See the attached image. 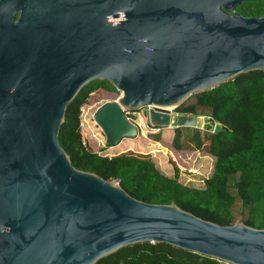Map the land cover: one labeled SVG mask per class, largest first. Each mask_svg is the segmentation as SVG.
Here are the masks:
<instances>
[{
    "label": "water",
    "instance_id": "1",
    "mask_svg": "<svg viewBox=\"0 0 264 264\" xmlns=\"http://www.w3.org/2000/svg\"><path fill=\"white\" fill-rule=\"evenodd\" d=\"M249 1L0 0V264H95L142 242L264 264V228L137 200L73 167L58 140L67 106L92 81L121 92L93 115L112 147L138 136L126 110L150 106V123L170 127L160 110L264 71V16L221 8ZM197 119L181 114L175 128Z\"/></svg>",
    "mask_w": 264,
    "mask_h": 264
},
{
    "label": "trees",
    "instance_id": "2",
    "mask_svg": "<svg viewBox=\"0 0 264 264\" xmlns=\"http://www.w3.org/2000/svg\"><path fill=\"white\" fill-rule=\"evenodd\" d=\"M98 88L118 92L108 81H92L81 88L65 111L58 140L73 167L105 180H118L131 197L143 202L173 201L181 209L221 225L233 224L240 214L245 224L264 228V71L239 74L190 95L176 107L183 114L207 115L211 123L210 128L195 129L191 136L183 137L180 128H174L173 133L176 150L213 156L212 173L202 186L164 175L149 153L127 149L108 155L103 153L108 146L94 151L84 144L80 107ZM214 123H220L225 132L214 134ZM95 264L226 263L166 243L142 242L122 247Z\"/></svg>",
    "mask_w": 264,
    "mask_h": 264
},
{
    "label": "rangeland",
    "instance_id": "3",
    "mask_svg": "<svg viewBox=\"0 0 264 264\" xmlns=\"http://www.w3.org/2000/svg\"><path fill=\"white\" fill-rule=\"evenodd\" d=\"M120 96L121 92L119 91L98 88L90 94L89 105L100 107L106 102L117 100ZM143 110L146 113V108ZM206 117L207 115L205 117H198V127L210 128L211 123L208 122ZM175 127V124H173L171 127L161 128L153 132L140 130L136 138L123 139L118 145L109 147L110 149L103 151V153L113 155L127 149L139 153H149L156 162L157 168L164 175L175 178L184 184L202 186L204 180L212 173L214 158L206 152L176 150L172 142ZM195 129L197 128L184 127L180 128V131L184 137L191 136ZM82 131L85 135L86 144L94 151H101L104 146L105 137L94 122L93 117L90 116V113L87 114ZM238 218L239 214L234 222ZM241 221H243L242 216Z\"/></svg>",
    "mask_w": 264,
    "mask_h": 264
},
{
    "label": "built area",
    "instance_id": "4",
    "mask_svg": "<svg viewBox=\"0 0 264 264\" xmlns=\"http://www.w3.org/2000/svg\"><path fill=\"white\" fill-rule=\"evenodd\" d=\"M98 107L99 106L89 105V102H87L86 104H84L80 107V111H81V114H80V116H81V121H80L81 132H80V134H81V139H82L84 144L86 143V141H85V137H84L85 136L84 132L82 131V127L84 126V122L86 121L87 114L90 113V116L93 117V114L98 109ZM144 108H146V113H144V110H143ZM149 109H150V106H146V107H143L141 109L126 110L125 111V115H126L127 119L137 127L138 134H139L140 130H142V131L145 130L146 132H153V131L160 130V128H155L150 123L149 115H148ZM160 111L169 113V115H170V119H169L170 127L173 124H175V120L177 119V117L179 115L183 114V113H180V112H178L172 108L167 109V110H160ZM185 115L189 116L191 114H185ZM214 124L211 127V131L213 130ZM198 128H202V127H198ZM116 181L119 183L118 180H116Z\"/></svg>",
    "mask_w": 264,
    "mask_h": 264
},
{
    "label": "flooded vegetation",
    "instance_id": "5",
    "mask_svg": "<svg viewBox=\"0 0 264 264\" xmlns=\"http://www.w3.org/2000/svg\"><path fill=\"white\" fill-rule=\"evenodd\" d=\"M222 10L226 13H238L243 17L252 16V17H261L264 16V1L263 0H254L249 1L245 4V6L239 5H231L224 6L221 5Z\"/></svg>",
    "mask_w": 264,
    "mask_h": 264
},
{
    "label": "crops",
    "instance_id": "6",
    "mask_svg": "<svg viewBox=\"0 0 264 264\" xmlns=\"http://www.w3.org/2000/svg\"><path fill=\"white\" fill-rule=\"evenodd\" d=\"M181 128H184V127H181Z\"/></svg>",
    "mask_w": 264,
    "mask_h": 264
}]
</instances>
